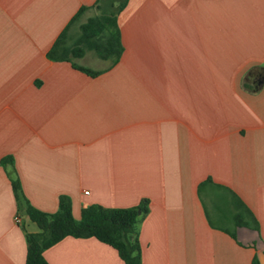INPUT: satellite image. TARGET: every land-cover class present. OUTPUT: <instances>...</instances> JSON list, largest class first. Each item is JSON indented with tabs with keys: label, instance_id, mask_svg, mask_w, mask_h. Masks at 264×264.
<instances>
[{
	"label": "crops",
	"instance_id": "obj_1",
	"mask_svg": "<svg viewBox=\"0 0 264 264\" xmlns=\"http://www.w3.org/2000/svg\"><path fill=\"white\" fill-rule=\"evenodd\" d=\"M116 1L0 0V264H25L39 230L16 221L14 179L44 212L69 196L76 219L144 203L142 264H264V0H125L117 62L73 59L92 76L49 57L81 7L72 35ZM44 257L125 264L95 237Z\"/></svg>",
	"mask_w": 264,
	"mask_h": 264
},
{
	"label": "trees",
	"instance_id": "obj_2",
	"mask_svg": "<svg viewBox=\"0 0 264 264\" xmlns=\"http://www.w3.org/2000/svg\"><path fill=\"white\" fill-rule=\"evenodd\" d=\"M124 6L122 2L115 11H104L100 15L90 16L79 25L78 33L72 35L69 32L70 27L90 8L81 7L57 37L49 51V57L56 61H70L76 69L92 76L99 74V71L76 64L73 59L84 56L87 51H94L104 60L117 62L123 52L117 16ZM11 160V157H6L2 162ZM12 186L18 202L19 215L25 213L39 228L37 232L27 234L25 264H49L44 257V251L67 236L95 237L117 249L125 264H142L137 225L147 212L144 203L127 208L92 204L83 208L81 218L76 219L69 196L61 195L58 210L48 213L29 202L19 179L12 180ZM248 215L254 221L252 212L242 204V211L237 216L238 223H245Z\"/></svg>",
	"mask_w": 264,
	"mask_h": 264
},
{
	"label": "rangeland",
	"instance_id": "obj_3",
	"mask_svg": "<svg viewBox=\"0 0 264 264\" xmlns=\"http://www.w3.org/2000/svg\"><path fill=\"white\" fill-rule=\"evenodd\" d=\"M123 1H125V0H117L116 1V4H119V3H121V2H123ZM102 13V11H100V14ZM93 52H91V51H89L88 52V55H90V56H93ZM96 64V66H99V65H104L105 64V62H103V61H101V60H97V62L95 63Z\"/></svg>",
	"mask_w": 264,
	"mask_h": 264
},
{
	"label": "built area",
	"instance_id": "obj_4",
	"mask_svg": "<svg viewBox=\"0 0 264 264\" xmlns=\"http://www.w3.org/2000/svg\"><path fill=\"white\" fill-rule=\"evenodd\" d=\"M85 193H88V191H85ZM16 221H17L18 223L21 222V217H20V215H18V216L16 217Z\"/></svg>",
	"mask_w": 264,
	"mask_h": 264
}]
</instances>
